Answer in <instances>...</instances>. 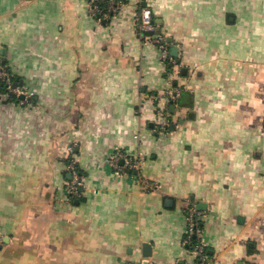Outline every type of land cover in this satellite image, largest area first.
Instances as JSON below:
<instances>
[{"label":"crops","instance_id":"0c3cea01","mask_svg":"<svg viewBox=\"0 0 264 264\" xmlns=\"http://www.w3.org/2000/svg\"><path fill=\"white\" fill-rule=\"evenodd\" d=\"M111 1L0 0V59L32 92H0V264H190L193 205L211 264H264V0ZM143 4L172 62L138 33ZM169 83L159 133L137 109ZM118 149L139 168L116 174Z\"/></svg>","mask_w":264,"mask_h":264},{"label":"built area","instance_id":"2783aa9c","mask_svg":"<svg viewBox=\"0 0 264 264\" xmlns=\"http://www.w3.org/2000/svg\"><path fill=\"white\" fill-rule=\"evenodd\" d=\"M103 0H91L89 6V12L95 17L100 14H106L115 12L118 8L111 0H105L106 4L101 5ZM136 21L138 25V33L140 36L145 35L146 38L152 43L157 45L160 53V57L163 61L169 60L172 62L171 56H169V47L166 42L165 36L162 33H153L154 24L152 19L151 6L143 4L136 15ZM170 77V76H169ZM169 82H170V78ZM0 85H3V96L9 97L15 95L19 98V102L29 104L31 102L32 92L24 89L22 86L16 85L13 80L10 71L7 69L0 59ZM180 88L168 84L167 88L161 93H150L145 97L140 98L137 112L141 114L142 101H148L155 104V130L159 133H165L169 130L170 126V114L168 112L167 104H172L178 100L180 95ZM71 150V148H70ZM110 162L115 169L116 174H124L128 170L139 168L142 163V159L138 156H131L124 151L118 149L110 155ZM67 170L71 174V179L66 183V191L70 198H76L83 195L84 179L82 173L78 170L75 160L71 158L67 163ZM146 190H156L158 184L156 182H145L143 184ZM199 211L196 207L190 206L186 214V225L183 233L182 244L188 247L191 254L194 256V261L190 264H211L209 255L206 252V245L202 236V228L199 225L198 217ZM213 264H217L214 262Z\"/></svg>","mask_w":264,"mask_h":264},{"label":"water","instance_id":"95a60500","mask_svg":"<svg viewBox=\"0 0 264 264\" xmlns=\"http://www.w3.org/2000/svg\"><path fill=\"white\" fill-rule=\"evenodd\" d=\"M167 39H168V41H170V38H167ZM170 50H171V53H172V54H175V52L177 51V48H176L175 46H172ZM172 107H173V105L171 106V109H172ZM143 247H144L145 250H146V251L144 252V256H146V257L150 256V253H151L150 250H149V249H150V245H149L148 243H144V244H143ZM147 261H148V260H147V258H146V259L143 261V263H144V264H147Z\"/></svg>","mask_w":264,"mask_h":264},{"label":"trees","instance_id":"16d2710c","mask_svg":"<svg viewBox=\"0 0 264 264\" xmlns=\"http://www.w3.org/2000/svg\"><path fill=\"white\" fill-rule=\"evenodd\" d=\"M100 3L102 6L106 4L105 0L101 1ZM12 78L15 79L13 76H12ZM2 91H3V85H0V92H2ZM8 98L10 100L19 101V98L15 95H10Z\"/></svg>","mask_w":264,"mask_h":264},{"label":"rangeland","instance_id":"374dc122","mask_svg":"<svg viewBox=\"0 0 264 264\" xmlns=\"http://www.w3.org/2000/svg\"><path fill=\"white\" fill-rule=\"evenodd\" d=\"M165 133H166V132H165ZM154 182H155V181H154ZM158 188H159V184H158ZM158 188H157V189H158Z\"/></svg>","mask_w":264,"mask_h":264}]
</instances>
